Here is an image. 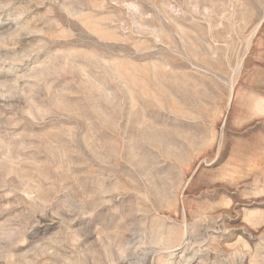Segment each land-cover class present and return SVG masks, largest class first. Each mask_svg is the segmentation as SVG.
<instances>
[{"label":"rangeland","instance_id":"obj_1","mask_svg":"<svg viewBox=\"0 0 264 264\" xmlns=\"http://www.w3.org/2000/svg\"><path fill=\"white\" fill-rule=\"evenodd\" d=\"M0 264H264V0H0Z\"/></svg>","mask_w":264,"mask_h":264}]
</instances>
